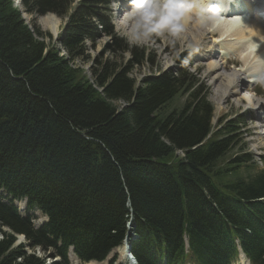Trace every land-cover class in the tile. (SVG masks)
<instances>
[{"label":"trees","instance_id":"obj_1","mask_svg":"<svg viewBox=\"0 0 264 264\" xmlns=\"http://www.w3.org/2000/svg\"><path fill=\"white\" fill-rule=\"evenodd\" d=\"M110 1L0 0V264H46L25 245L52 264H69L70 248L101 261L129 221L138 264H232L239 251L264 264V168L246 147L233 152L242 122L213 131L208 95L184 66L137 80L132 65L104 62L90 82L76 63L91 59L87 42L114 35ZM22 11L66 19L55 44ZM177 95L182 106L160 113ZM21 198L43 225L17 213Z\"/></svg>","mask_w":264,"mask_h":264},{"label":"rangeland","instance_id":"obj_2","mask_svg":"<svg viewBox=\"0 0 264 264\" xmlns=\"http://www.w3.org/2000/svg\"><path fill=\"white\" fill-rule=\"evenodd\" d=\"M135 1L137 0H131L130 3L126 5H121L120 3H117L116 7L119 8V11L117 14L113 16V22L116 27L115 28L116 34L113 36H103L102 38L98 39L95 42L93 48H91L92 47L91 42H87V45L90 48L89 53L91 59L86 63L77 60L76 63L79 64V68L85 71L87 77L91 82L92 75L90 71L92 69H96L101 63L104 62L115 64L119 68L127 64L132 65V69L130 70V75L137 80H139L144 76H148L149 74L157 73L159 70H166L170 68H175L177 66L186 67L188 70L196 74V76L199 79V84H201L202 88H204V92L206 93V95H208L209 100L214 107V111H213L214 122L216 124L220 123L224 118H230V117H237V121L242 120L244 122V131H246L249 134V136L247 137V141H249L248 151L254 154L258 160L259 155L264 154V132H263L264 108L263 110L262 109L255 110L254 107L257 106L259 102L260 103L264 102V100L258 98V96L254 94L247 98L244 97L242 98L243 95L241 94H244L245 91H242L241 93H238L237 91L236 92L237 94L235 93L233 95H229L227 98L226 95L224 94L223 95L217 94V92H219V89L217 87V84L214 83L212 79L214 73L205 72L204 71L205 62L201 60L206 52L205 51L206 47L203 46L207 42L210 43L214 41V38L207 34L209 28L206 27V29L205 28L200 29L201 30L200 35L203 41L200 39L201 42H199L195 46H191L188 43L187 39H184L183 41L182 38L176 32L169 34L167 31L163 30L162 27L159 28L156 27L155 30L149 32L147 28L137 26V21L140 19V12L139 9L134 10L136 6L134 5ZM163 1H164L163 3H169V0H163ZM200 2L202 1L199 0V3ZM188 10L189 9L183 8V10L181 11L182 14L181 16L183 19H186L185 11ZM133 12L136 13V15L133 14ZM22 15L25 17L24 20L30 26L34 25L45 35L47 34L50 35V38L43 37V40L46 44H55V42L57 41L56 37L59 34H61V32L64 30V28L62 29V27L66 19L65 20L61 19L59 16H57L54 13L47 12L46 14L39 16L28 15L26 13H22ZM45 16H53L57 19L56 33H53L50 29L44 28L39 24V19ZM211 18H217V16L213 15L206 19H211ZM153 20L151 23L155 25L156 24L155 20L154 21ZM191 20H192L191 22H194V24L192 23L189 24V27L192 29L193 27H195L193 25L196 24V20L195 18ZM226 21H228V19L226 20L224 19L222 22L218 24L215 23V25L222 26L226 24ZM175 22H176V18L174 15L173 19L169 21V26L175 25L176 24ZM196 30L199 29L196 28ZM203 36L207 37V41L204 40ZM39 39L41 38L39 37ZM132 40H135L136 42L135 43L130 42ZM217 43L219 44V41H217ZM56 46H58V44ZM213 49H214L213 51H215L216 53L215 59L218 62L220 61V58L222 57L223 53L229 48L228 47L226 48V46L224 47L220 45L219 47V45L217 46L215 45ZM141 53H143L144 56L143 61L140 64H134L135 60L140 58ZM186 55H188L190 59L182 60L183 62L181 63V58H184ZM230 56H233L234 59H237V55L235 54L231 53ZM252 57L253 55L251 56V58ZM247 65L245 67H247ZM226 71L227 70L225 67L223 70V73L225 75H226ZM240 71L244 73L241 76L243 80L247 82V87L254 86L255 85L253 79L254 77L250 76V73L253 74L251 70H249L250 71L249 72L246 68L243 67L242 69L240 68ZM233 72H237L238 74H241L239 71L233 70ZM209 74L210 76L207 77ZM216 94L219 95V97L222 99L219 100V98L215 96ZM185 99L186 96L183 95L176 96L168 104L162 107L159 112L165 113L173 108H180L184 103ZM249 99L250 101H253L252 105ZM122 103L123 101L117 102V105L121 106ZM259 165L263 166V164L260 163ZM17 204H20L21 206L23 205L22 202H18ZM28 214L33 215L35 217L34 218L35 225H38L42 220L45 219L44 215L37 210L36 211L29 210ZM129 225L131 227V224ZM4 229L7 232L11 233V230L7 228ZM14 236L16 238L15 245L27 244V240H25L24 235L22 236V234H14ZM24 250L28 254L34 253L38 257H45L46 264H52L53 262H55V259L46 257L49 254V252L43 251L40 247L31 248L25 245ZM70 261L72 264H77L78 262L74 255L70 257ZM107 261L108 258L104 260L103 263L112 264V262H107ZM238 261L239 260L237 258L234 264H239L240 261L239 263ZM122 264H127V263L125 262Z\"/></svg>","mask_w":264,"mask_h":264},{"label":"bare ground","instance_id":"obj_3","mask_svg":"<svg viewBox=\"0 0 264 264\" xmlns=\"http://www.w3.org/2000/svg\"><path fill=\"white\" fill-rule=\"evenodd\" d=\"M214 1H221V0H214ZM228 1H230V0H226V2H228ZM124 2H129V0H124ZM138 2H141V0L135 1V4L137 5ZM156 2H159V4L162 3L159 0L155 1L154 3H156ZM208 2L214 3L213 1H207L206 3L204 1H202L201 4L200 3L195 4L196 7L192 11H195V12L197 11L196 13H200V11H203V9L206 7ZM226 2L222 1V8L226 7L224 5ZM217 5H218V3H217ZM217 5L212 4L213 7H217ZM228 8H230V9H227V7H226L222 11L223 12L224 11L226 12L228 10L233 11L232 7H228ZM139 12H140V10H139ZM133 14L136 15V13H134V12H133ZM185 17H186V19L184 20L178 12L175 14V18H176V22H175L176 24L175 25L176 26L175 25L169 26V23H168L167 25H165L162 28H163V30L167 31L169 34L176 32L182 38L183 41H184V39H187L188 43L191 46H195L199 42H201L200 41V39H201V35H200L201 30L200 29H204V28L206 29V27L209 28L207 31V34L209 36L213 37L214 41L210 42V43L207 42L203 46V47H206V49H205L206 52H205V54L201 60H203L205 62L204 63V71L208 72V73H210V72L214 73L212 79H213V82L217 84V87L219 89V92H217V94H222V95L224 94V95H226V98L229 95L235 94L239 90L238 89V83L243 81V78L241 76L243 73L240 71V68H239L238 71L241 74L237 75L236 79H234V80L230 78V75H225L223 73V70L225 67H227V64L225 63V62H227V60H225V56H223L220 59V61H218V62L216 61V59H215L216 53H215V51H213L214 50L213 47H215V45L216 46L219 45V47H220V45L224 46V47L226 46V48L228 47L231 50H235L237 53V56L239 57L238 60L242 64V68L244 67L248 71L251 70V72L253 74H259V75H261V77L264 78V21L260 20L258 16L254 17L252 20H248V21L239 20V17H236L235 19H231V18L228 19L227 17H225V18H223V17L218 18L217 17V18L206 19L205 17H203V15H201V16L199 15V18H195L192 16V14L185 12ZM193 18H195L196 24L193 25L195 27H193L191 29L189 27V24L192 23L191 19H193ZM153 19L155 20V23H157L156 18L153 17ZM224 19L225 20L228 19V21H226V24H224L222 26L215 25V23L218 24V23L222 22ZM39 24L44 28L50 29L53 33L57 32L56 31L57 19L53 16H45V17L40 18ZM196 28H198L199 30H196ZM225 35H227V37H225ZM204 40L207 41V37H204ZM217 41H219V44L217 43ZM252 55H253V57L251 58ZM247 64H249V65H247ZM246 65H247V67H245ZM234 71H237V70H234ZM243 71H244V69H243ZM235 73H237V72H233V74H235ZM209 76H210V74L207 77H209ZM247 90H248V88H247ZM217 94L215 96H217L219 98V100L222 99ZM242 98H243V96H242ZM249 101H250V99H249ZM123 103H124V101H123ZM263 108H264V102H261L259 104V106L258 105L256 106L255 110H261ZM129 224H130V221L126 223V228L128 229L127 230L128 232L131 229ZM129 234L130 233L127 234V236H126L127 238H125L123 240V242L120 246L114 248L113 253L116 254V260L113 264H119V263L122 264L125 262L127 264H134V262H132L128 258V254H127V248H126L127 246H129L130 253H131V247H130L129 237H128ZM239 261H240V263H239ZM239 261H238L239 264H246V260L244 259V256L242 254L239 257ZM85 264H106V263H103V262H99V263L87 262Z\"/></svg>","mask_w":264,"mask_h":264},{"label":"clouds","instance_id":"obj_4","mask_svg":"<svg viewBox=\"0 0 264 264\" xmlns=\"http://www.w3.org/2000/svg\"><path fill=\"white\" fill-rule=\"evenodd\" d=\"M14 2L19 3V0H14ZM137 7L140 10V19L137 21V26L147 28L151 32L156 27L167 25L174 15L181 10L183 5L180 2L158 4L149 2V0H141V2L137 3ZM153 17L157 20L155 25L151 23ZM130 42L135 43L136 41L132 40Z\"/></svg>","mask_w":264,"mask_h":264},{"label":"water","instance_id":"obj_5","mask_svg":"<svg viewBox=\"0 0 264 264\" xmlns=\"http://www.w3.org/2000/svg\"><path fill=\"white\" fill-rule=\"evenodd\" d=\"M23 18H24V17H23ZM128 233H130V232H128ZM126 248H127V254H128V256L131 257L129 246H127ZM128 251H129V252H128ZM132 260H133L134 264H137V263L135 262V259H134L133 257H132Z\"/></svg>","mask_w":264,"mask_h":264}]
</instances>
